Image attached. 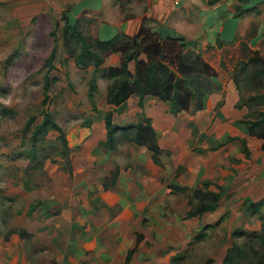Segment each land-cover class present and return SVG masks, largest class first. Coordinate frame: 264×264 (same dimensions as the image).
Listing matches in <instances>:
<instances>
[{
	"label": "rangeland",
	"instance_id": "rangeland-1",
	"mask_svg": "<svg viewBox=\"0 0 264 264\" xmlns=\"http://www.w3.org/2000/svg\"><path fill=\"white\" fill-rule=\"evenodd\" d=\"M260 2L264 4V0H107L104 5H98L99 0H0V264L17 258L14 254L18 248H27L31 264L40 255L55 263L61 248L74 252L64 243L56 248L49 238L58 239L54 233L61 228V241L67 235L69 219L77 220L84 208L93 207L94 214L101 208L96 198L102 193V176L110 181L116 169L121 173L119 188L130 192L126 199L130 207L136 198L148 200L155 192L156 199H160L131 209L135 215L130 224L111 234L106 251L110 255L103 256L104 264H123L126 250L133 246L135 252L129 264H170L173 258L176 264H221L235 230L247 236L261 231L264 209L251 215L246 205L264 196L254 193L262 183L261 177L264 181V170L256 166L255 151V156L250 151L245 155L243 147H250L246 139L245 143L238 139V134L245 128L243 120L252 119L255 110L264 108V100H250L248 96L264 93V37L251 43V50L245 42L259 28L264 36V10L254 12V21L237 22L233 33L228 28V20H236L231 14L243 18ZM161 6H170L168 19L163 20ZM67 10L69 19H78L83 33L91 37L108 39L123 32L125 23L133 29V22L144 17V23L154 30L183 38L189 50L199 51L210 64L222 61L223 66H217L222 76L216 92L222 93V80L232 79L241 93L235 108L245 107V113L235 123L217 122L211 119L213 114L209 116L211 107L207 105L196 120L194 103L173 115L168 103L148 99L161 153L153 157L145 146L134 145L128 139H121L109 152L100 143L105 138L106 114L111 112L116 124H133L143 118L145 109L131 99L125 108L109 103L110 81L100 72L96 76L97 90L92 97L88 95L93 67L76 66L60 33H55L61 27V13ZM54 45L55 67L49 75L56 81L48 92L46 108L62 128L66 147L52 129L36 140L31 137L33 126L42 119L40 101L47 72L44 64ZM251 56L259 60L247 62L244 71L239 72ZM104 59V66L118 63L117 54H108ZM257 70L261 71L258 76ZM31 115L35 123L25 131ZM220 142H225L220 148L208 149ZM251 148L255 146L251 144ZM132 177L136 183L131 182ZM138 182L145 186L124 187ZM153 183L159 185L155 191H151ZM171 185L184 189L174 190ZM195 187L220 191V203L212 212L187 218V211L197 203L192 194ZM95 222L99 223L97 218ZM207 224L211 227L206 235L198 237ZM18 230H23L22 236ZM101 230L105 237L106 229ZM139 233L143 239L135 245ZM37 243L45 247L39 253L34 251ZM246 244L247 257L242 264H253L251 248L258 245L253 240ZM119 246L124 251L112 254L109 250Z\"/></svg>",
	"mask_w": 264,
	"mask_h": 264
},
{
	"label": "trees",
	"instance_id": "trees-1",
	"mask_svg": "<svg viewBox=\"0 0 264 264\" xmlns=\"http://www.w3.org/2000/svg\"><path fill=\"white\" fill-rule=\"evenodd\" d=\"M246 10L248 8L243 9L242 12ZM68 12L67 10L61 13V27L56 28L55 33H60L62 42L76 66L93 67L88 84L90 97L97 90L96 76L99 72L102 77L110 81L107 86V101L116 108H125L127 100L133 94L137 96V105L140 108L143 107L145 96H153L161 102L168 103L171 113L177 115L187 110L192 103H194L195 110L203 109V97L219 90L215 69L203 59L199 51L189 50L185 40L177 35L163 34L159 30H154L144 23V17L134 34L129 35L120 31L108 39H100L85 35L79 27L78 19H69L70 13L68 15ZM218 41L221 45V41L219 39ZM212 47V45H207V48ZM56 51L57 48L54 45L45 59L44 65L47 67V72L43 78V97L40 101L44 108L41 111L42 119L33 126L35 116L31 115L23 129L26 131L33 126L31 131L33 140L46 134L48 129L57 131L61 136L62 144L66 147L67 142L62 128L46 108L50 99L48 92L56 81L55 76L49 75V72L55 67ZM108 54H117L118 63L104 66V58ZM257 60L259 58L249 57L238 68L239 72L244 71L247 62ZM130 63L133 64L132 69L129 67ZM220 66H223L222 61H220ZM260 73L261 71L257 70L255 75L258 76ZM257 98L264 100V93L258 96H249L250 100ZM223 103L224 95L213 110L216 111ZM243 123L248 134L261 140L260 148L264 150V108L255 110V116L252 119L243 120ZM104 127L105 138L100 143L108 151L114 150L121 139H128L134 145L145 146L153 157L161 153L162 149L157 143L156 131L149 116L144 115L139 122L133 124L119 125L113 122V114L108 112L104 118ZM238 139L245 143L244 138ZM224 143L220 142L208 149H218ZM243 150L245 155L249 154V149L246 146L243 147ZM117 175L118 169L115 170L110 181L105 176L103 188L106 189L113 185ZM170 187L174 190L184 189L177 185ZM192 194L197 199V203L187 211V218L200 217L207 212L214 211L221 199L220 191L204 190L202 187H195ZM261 209H264V196L246 205V211L251 215L258 214ZM261 219L262 229L259 233H252L248 236L238 230L232 233L233 240L227 248L221 264H242L247 257L246 242L248 240L256 241L258 245L256 249L251 248L250 262L264 264V217ZM210 227V224L205 225L202 234L199 233L198 237L201 235L204 237L206 230ZM18 233L22 236L23 230H18ZM242 237L245 240L240 241ZM142 239L143 235L137 234L135 245H138ZM135 247L126 250L123 264H129ZM174 259L170 264H176Z\"/></svg>",
	"mask_w": 264,
	"mask_h": 264
},
{
	"label": "crops",
	"instance_id": "crops-1",
	"mask_svg": "<svg viewBox=\"0 0 264 264\" xmlns=\"http://www.w3.org/2000/svg\"><path fill=\"white\" fill-rule=\"evenodd\" d=\"M101 2H103V0H99V3H97V4L98 5H104L107 2V0H104V2L102 4H101ZM161 5H163V4H161ZM250 7H252V5ZM170 9H171L170 6L164 8V9H163V6H161L160 14H163V20H165L167 17L169 18L170 13L168 11ZM263 10H264V4L261 3V4H258L256 8L250 9L249 11H246L243 18H234L231 14L230 17H232L233 19H236V20H228L230 23L228 26L229 32L233 33V31L235 30V27H236V23L240 22L241 20L244 23L248 19L249 20L251 19L250 21H254V19H252V18H254L253 17L254 12H259V11H263ZM140 21L138 20V21L133 22V26H134L133 29H129L131 27L129 23H125L124 25H123V23H121V25H119V26L123 25V27H124L123 32H125L129 35H132L136 32V30L140 26V24H141ZM127 22H131V20H127ZM104 24L109 25V26L112 25V24H109L108 22H106V23L104 22ZM223 25L225 27V24H223ZM113 26L119 27L117 25H113ZM125 27H128V29L126 30ZM224 27H222L221 31H223ZM252 29H254V28H252ZM262 30H261V28H259L254 37H249L250 39L245 41L247 43V46L250 48V50L252 49L251 43H256L260 37L261 38L264 37ZM255 31L256 30H254V32ZM202 57L205 61H207L204 56H202ZM234 60H235V58H234ZM219 64H220V62H218V65H216L215 63L210 64L211 66H213L215 68V71L218 74L217 75L218 76L217 77L218 83H220V76H222V72H219V70H218L219 68L217 67V66H219ZM129 67H130V69H132L133 64L130 63ZM226 73L227 72H225L224 74H226ZM221 82H223L222 93L219 94L217 92H213V93L207 94L203 97V109L195 111L196 120H197V117L199 118L203 114V111L207 105H210V107H211V112L209 113V116L213 114V116H211V119H213L214 121H217V122L229 120V122L232 121L235 123V121L237 119H239L242 114L245 113L244 112V110H246L245 107H243L242 109L235 108V106H236L235 103L239 100L241 93H240L237 85H235L234 81L230 78H226L224 81L222 80ZM225 92H226V94L224 95ZM252 94L253 93H250V94H248V96H250ZM222 95H224V103L216 111H214L213 108L216 105V103L221 99ZM130 99L133 100L135 102V104L137 105L138 98L135 94H133L129 97V99L126 102L127 105H128V102L130 101ZM148 99H157V98L153 97V96H145L144 100H143L145 115L149 116L152 119L153 115L149 114L148 105L146 104ZM153 121L155 122L154 119H153ZM153 121L151 120L152 125L154 127L155 124L153 123ZM238 136L246 139L247 144L250 147L249 151L251 152V154L253 156H255L253 151L256 152V160H257L256 166L257 167L260 166L261 169L264 170V150H262L260 148L261 140L250 135V134H248L247 131L245 130V128L243 131L241 130V132H239ZM251 144H253V146H255V148L253 150L251 148ZM140 147H142V146H140ZM146 150H147V148H146ZM253 159H254V157H253ZM104 177L105 176H102L101 184L103 183ZM120 178H121V173H120V169H119L118 175H117L116 180L113 183V185H111L110 187H108L106 189H104L103 185H102V193H101V195H98L96 198V200H99V202H101V208L98 211L95 210L96 211L95 214L93 213V211H94L93 207L90 206V208H87V209L84 208L82 211V214L80 212H79V214L76 213L79 215L77 220H70L69 219L68 228H67V235L65 237H63V239L61 241H60V237H61L60 229L61 228L56 229V231L54 233V234H57V236H59L58 239L54 236L52 238H49L48 242L55 245L56 248L59 249L61 244L64 243L65 246H71V248L73 249L74 252H72L71 250L66 251V248H61L62 251L59 253L60 256H59L58 260L55 261V263L50 261V260L44 259L43 256L40 255L41 257H39V258L35 257V259H34L35 264H104L105 260H104L103 256L105 255L106 257H108V255H110V254L107 255L106 251L110 247L109 240L111 238H113V236H111V234L115 235L116 233H118L117 232L118 229L125 228L126 226H128V224H130L131 218L135 215V214H133L134 212L131 211V209L136 207L138 204L150 203L151 201H157L160 199V198L156 199V196H155L156 192H155L154 194L151 195V197L148 198V200L145 197L136 198V202L134 204H132V206L130 207L129 204L127 203V200H126L128 197V194H130V192L125 188H123V189L119 188ZM244 180H246V179L244 178ZM261 181L263 184L259 183L256 190H254V193H258L260 196H262L264 194V181H263L262 177H261ZM131 182L136 183V180L134 177H132ZM129 185H134V186H138V187L145 186L144 184H141L140 182H138V185H136L134 183H127L124 187L129 186ZM153 186H155V187L151 191H155V189H157V187H159V185L156 183H153ZM123 190H124V192H122ZM77 209L79 210L80 208L77 207ZM62 213L65 216H67V212H65L64 209H63ZM96 218L98 219L99 223L95 222ZM45 228L46 227H44L43 229H45ZM101 229H106V236L105 237H102V235H101L102 230ZM34 234H39V233L34 232ZM16 236H17L16 234L13 235L14 241L17 238ZM9 247H10V244H9ZM42 248H45L44 244H38L37 243L34 251L36 253H39ZM109 250L112 252V254L120 252V251H124L121 249L120 246L118 248H110ZM27 253H28V250L26 247L24 248L23 251H22V248L20 250L18 248L17 252L14 254L17 258H14V257L11 258L10 260H8V264H31V262H33L32 261L33 259H29L27 257ZM54 257H55L54 254H52L51 258L53 259ZM6 260H7V258H6Z\"/></svg>",
	"mask_w": 264,
	"mask_h": 264
}]
</instances>
